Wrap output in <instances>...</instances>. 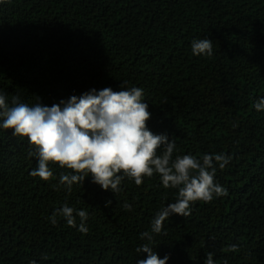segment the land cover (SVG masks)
I'll return each mask as SVG.
<instances>
[{"label": "trees", "instance_id": "trees-1", "mask_svg": "<svg viewBox=\"0 0 264 264\" xmlns=\"http://www.w3.org/2000/svg\"><path fill=\"white\" fill-rule=\"evenodd\" d=\"M209 38L213 55L194 56ZM144 89L148 127L175 140L176 155L227 154L215 180L227 194L171 216L151 246L168 264H264V0H0V91L30 105L97 90ZM26 138L0 129V264H137L156 212L175 201L159 175L113 193L91 176L50 162L30 173ZM158 149V153H159ZM111 202V203H109ZM132 205L125 211L124 203ZM64 204L88 212L87 234L56 216ZM75 215V213H74ZM234 249V250H233Z\"/></svg>", "mask_w": 264, "mask_h": 264}, {"label": "clouds", "instance_id": "clouds-1", "mask_svg": "<svg viewBox=\"0 0 264 264\" xmlns=\"http://www.w3.org/2000/svg\"><path fill=\"white\" fill-rule=\"evenodd\" d=\"M191 50L194 56H211L212 40L194 39ZM143 96V88H129L123 83L119 91L92 88L52 106L40 101L30 105L15 95L9 106L7 93L0 91V129L12 130L13 136L27 139L28 155L37 160L30 173L33 177L43 180L52 177L50 162L74 170L59 177L60 185L69 192L74 184L89 176L103 190L116 193L125 177L140 185L144 177L154 174L159 175L165 189L178 190L175 201L161 207L152 218L151 232L141 233L140 238L149 243L136 248L142 256L147 253L137 264H168L169 256L161 259L153 250L152 234H161L164 222L173 215L188 217L195 202H209L226 195V189L215 177L217 168L223 170L231 157L208 153L200 158L192 154L174 157L175 140L169 141L166 133L154 134L149 129L152 114ZM254 107L257 112H264V96ZM123 208L131 211L132 205L125 202ZM56 216L65 218L72 227H77L78 216V231L87 234L86 210L64 204L53 213L50 221L53 225L57 223ZM213 256L209 252L204 264H215Z\"/></svg>", "mask_w": 264, "mask_h": 264}]
</instances>
